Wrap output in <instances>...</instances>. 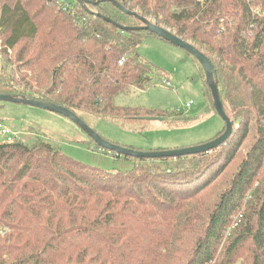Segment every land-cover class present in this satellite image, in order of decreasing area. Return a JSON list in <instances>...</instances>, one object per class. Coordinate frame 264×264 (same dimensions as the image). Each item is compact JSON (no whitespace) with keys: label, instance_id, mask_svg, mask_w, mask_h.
Segmentation results:
<instances>
[{"label":"trees","instance_id":"1","mask_svg":"<svg viewBox=\"0 0 264 264\" xmlns=\"http://www.w3.org/2000/svg\"><path fill=\"white\" fill-rule=\"evenodd\" d=\"M89 1L67 0L64 10L54 0H0V95L120 126L188 121L114 105L164 79L137 51L156 36L111 3ZM113 1L209 59L232 134L208 153L133 159L124 173L41 139L0 143V264H264V0Z\"/></svg>","mask_w":264,"mask_h":264},{"label":"rangeland","instance_id":"2","mask_svg":"<svg viewBox=\"0 0 264 264\" xmlns=\"http://www.w3.org/2000/svg\"><path fill=\"white\" fill-rule=\"evenodd\" d=\"M137 51L143 59L162 70L164 79L155 80L154 85L145 90L129 89L114 99V105L151 110L156 114H180L188 121L176 125L171 120L147 118L142 123L120 126L89 114H80L83 122L102 139L145 153L190 148L213 139L224 124L215 112L210 111L212 104L204 86V75L195 61L181 48L156 37L145 38ZM9 56L12 59L13 53L9 52ZM3 60L0 54V67L4 66ZM189 102L192 105L187 109L185 104ZM0 122L18 133L19 141L27 145L41 139L72 160L105 172L124 173L134 167L133 158H116L99 148L74 122L60 114L0 102ZM2 142L4 137L0 136Z\"/></svg>","mask_w":264,"mask_h":264},{"label":"water","instance_id":"3","mask_svg":"<svg viewBox=\"0 0 264 264\" xmlns=\"http://www.w3.org/2000/svg\"><path fill=\"white\" fill-rule=\"evenodd\" d=\"M74 1L82 8H86V5L90 3L89 0H74ZM105 1L111 3L116 9H118L124 15L139 20L142 23V27L138 28L139 30L146 31L149 34H152L158 37L159 39L170 43L175 47L181 48L182 50L185 51L186 54H188L192 59H194L198 63V65L203 71L205 83L210 90L214 111L224 123V130L219 136L208 142L190 148H184L179 150L157 151V152L154 151V152L145 153L130 148L121 147L102 139L92 129H90L79 116H77L74 112L66 108L34 99H28L25 97H13L9 95H0V102L33 106L40 108L42 110L60 114L70 119L72 122H74L81 130H83L87 134V136L99 148L122 157H129L133 159H145V160L178 158V157L208 153L218 148L220 145L224 144L232 134V122L225 115L223 106L220 102L217 87L213 81V75L215 73V70L209 59L203 53L197 50L193 45H191L189 42L181 39L180 37L172 33L170 30L161 27L159 25H156L147 19L142 18L136 12L124 8L123 6H121L120 4H118L113 0H105ZM98 3L99 1L94 2L95 5ZM104 19L107 22H110L115 25V23H113L111 20L107 18ZM124 30L129 31L131 29L125 28Z\"/></svg>","mask_w":264,"mask_h":264},{"label":"built area","instance_id":"4","mask_svg":"<svg viewBox=\"0 0 264 264\" xmlns=\"http://www.w3.org/2000/svg\"><path fill=\"white\" fill-rule=\"evenodd\" d=\"M54 1H56L57 4H60L61 6H63L64 10L69 9L67 0H54ZM191 105L192 103L189 102L185 104V107L188 109L190 108ZM0 136L4 137V142H7V143H13V142L20 140V135L18 133L12 132L10 128L7 125L3 124L2 122H0ZM233 226H235V224ZM229 231L230 229L228 230V232Z\"/></svg>","mask_w":264,"mask_h":264}]
</instances>
